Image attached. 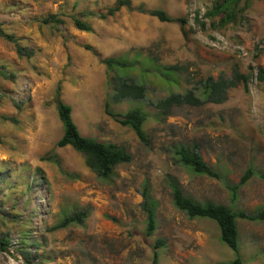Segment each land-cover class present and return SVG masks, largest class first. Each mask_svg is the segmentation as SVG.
Here are the masks:
<instances>
[{"label": "rangeland", "instance_id": "1", "mask_svg": "<svg viewBox=\"0 0 264 264\" xmlns=\"http://www.w3.org/2000/svg\"><path fill=\"white\" fill-rule=\"evenodd\" d=\"M130 1L133 8L187 17L186 37L176 23L126 8L105 20L82 18L91 32L73 26L80 13L104 12L115 0H0V30L31 52L29 58L19 56L14 43L0 38V67L14 74L0 75V235L6 233L9 240L7 251L0 249V264H25L26 254L37 263L36 251L43 264H151L153 242L159 238L165 246L158 264H225L234 259L214 221L189 219L173 206L167 174L199 202L247 211L264 208V81L259 78L264 72V0H239L234 21L215 29L203 18L207 0ZM196 9L204 27L194 21ZM48 15H56L61 24H41L39 19ZM111 56L179 67L172 85L156 73L128 72L146 86L145 98L111 103L115 113L140 108L147 114L149 146L104 113L114 72L101 60ZM233 68L251 72L247 93L238 84L221 104L185 105L173 108L169 116H157V100L197 87L207 76H230ZM58 85L83 136L121 145L131 155L111 179L97 178L81 153L55 147L62 135L54 100ZM192 142L229 183H237L248 167L253 169L255 175L240 188L234 205L221 181L194 175L171 159L170 145ZM51 152L68 176L40 160ZM145 180L158 204L157 229L151 237L145 236L140 207ZM81 210L88 214L83 224L48 231L65 215ZM237 227L242 264H264V222L237 220ZM23 234L39 250L34 244H20Z\"/></svg>", "mask_w": 264, "mask_h": 264}, {"label": "trees", "instance_id": "2", "mask_svg": "<svg viewBox=\"0 0 264 264\" xmlns=\"http://www.w3.org/2000/svg\"><path fill=\"white\" fill-rule=\"evenodd\" d=\"M206 2L203 18L208 19L210 26L220 28L234 21V5L239 0H210ZM121 8H126L130 11H136L141 14L156 18L160 22L176 23L182 30V35L186 37L183 28L187 25V17H171L162 9H146L143 6L133 8L130 0H115V2L104 12L87 11L80 13L79 17L73 18V26L83 32H91V26L82 20V18L97 17L105 20L108 17H113ZM194 21L201 27L205 26V22L198 19L199 9L194 11ZM216 20V23L214 22ZM43 25L58 26L61 24V19L56 15H48L45 18L39 19ZM0 38L14 43L16 52L19 56L25 55L31 57V52L17 43L13 36L5 34L0 30ZM86 50L91 51L96 56L97 53L89 46H85ZM108 71L114 72L112 77V93L107 95L104 102V113L114 122L123 127L130 128L138 141L143 146H149V138L144 130V124L147 120V114L140 108H132L123 114L115 113L111 109V103H121L123 101H141L145 98L146 86L139 83L134 78L128 75L132 70L139 71L142 76L146 73H156L161 79L165 80L169 85L175 84L177 81L174 75L179 72L178 66H155L153 62L138 61L135 57L132 60L118 57H107L101 60ZM0 75L3 77L14 78L13 73H5L3 67H0ZM119 70L125 71V74H119ZM252 78L251 72L241 73L236 68H233L230 76L223 73L215 78L207 76L205 79L198 82L197 87L187 88L183 93H170L164 98L157 100L153 107L158 110L157 116H169L170 111L175 107L193 106L200 107L206 104H221L226 101L228 91L231 88L241 84L243 90L249 91L248 83ZM260 81H264V72L260 74ZM55 106L58 119L62 126V135L56 141V148L70 147L74 151L81 153L84 156L85 165L99 179L109 180L114 175V169L120 164H127L131 161V155L121 146L110 142H100L94 138L83 136L72 118V108L60 98V86L58 85L55 92ZM171 159L176 165L188 169L192 174L205 176L207 178L219 180L223 183L228 191L230 204L234 205L239 196L240 188L245 185L249 179L255 175L253 169L248 167L240 176L237 183L232 184L225 180L219 172L204 161L200 147L196 142L189 144H172L167 148ZM54 164L62 174L69 175L65 172L61 165L60 159L53 153H49L40 159ZM165 183L170 190L173 206L184 213L189 219L206 218L216 223L219 229L220 240L229 249H231L236 257L225 264H242L241 258L238 255L239 247V231L237 220L250 222H264V208H258L254 211L245 209L232 208L230 206L215 203L211 200L199 202L187 195L181 185L174 176L167 174ZM141 203L140 207L145 215V236H153L157 229V202L151 194V187L148 180H145L140 189ZM88 214L86 210L72 212L65 215L58 223L49 227L48 231L64 229L69 225L83 224ZM21 243L24 247L28 244H34L36 250H39L38 245L33 243V240L23 234ZM6 233L0 235V249L6 250L9 240ZM165 246V240L159 238L153 242L151 264H158L159 250ZM34 257L39 261L33 263L30 254L24 256L25 264H43L41 255L38 251L34 253ZM220 264V263H216Z\"/></svg>", "mask_w": 264, "mask_h": 264}]
</instances>
